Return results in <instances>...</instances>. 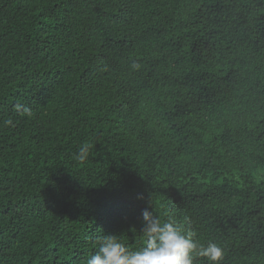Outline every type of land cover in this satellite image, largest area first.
Wrapping results in <instances>:
<instances>
[{
  "label": "trees",
  "instance_id": "trees-1",
  "mask_svg": "<svg viewBox=\"0 0 264 264\" xmlns=\"http://www.w3.org/2000/svg\"><path fill=\"white\" fill-rule=\"evenodd\" d=\"M145 208L264 264V0H0V264L139 249Z\"/></svg>",
  "mask_w": 264,
  "mask_h": 264
},
{
  "label": "clouds",
  "instance_id": "clouds-1",
  "mask_svg": "<svg viewBox=\"0 0 264 264\" xmlns=\"http://www.w3.org/2000/svg\"><path fill=\"white\" fill-rule=\"evenodd\" d=\"M132 67L139 66L133 64ZM89 148L88 144L82 145L76 158L85 161ZM142 219V247L133 250L118 235H103L87 264H194L197 256L207 258L209 264H220L224 251L218 243L199 244L192 232L182 231L174 221L161 220L149 208L143 210Z\"/></svg>",
  "mask_w": 264,
  "mask_h": 264
}]
</instances>
